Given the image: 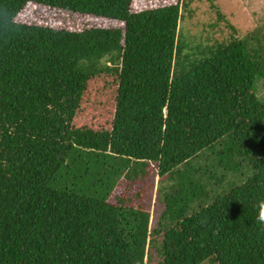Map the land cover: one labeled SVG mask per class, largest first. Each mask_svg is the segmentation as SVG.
Instances as JSON below:
<instances>
[{
	"label": "trees",
	"instance_id": "trees-1",
	"mask_svg": "<svg viewBox=\"0 0 264 264\" xmlns=\"http://www.w3.org/2000/svg\"><path fill=\"white\" fill-rule=\"evenodd\" d=\"M135 2L0 0V264H264V56Z\"/></svg>",
	"mask_w": 264,
	"mask_h": 264
},
{
	"label": "rangeland",
	"instance_id": "rangeland-1",
	"mask_svg": "<svg viewBox=\"0 0 264 264\" xmlns=\"http://www.w3.org/2000/svg\"><path fill=\"white\" fill-rule=\"evenodd\" d=\"M173 1L175 0H136L132 10L140 11L144 8L157 7ZM190 8L191 11L194 10L195 13L192 16V20L185 22L186 30L181 31L184 36L189 32L195 35V33L204 27L206 24L205 22L216 21L217 13H221L225 17V19H223L224 21L221 22V25L225 27L227 21H230L238 30H240V32H238L240 38H243L246 41H248V38H254V41L251 43L252 47L259 50L258 53L264 56V0H190ZM255 25L256 27L260 26V28H262L263 34H260V31H256L248 36L247 32L241 31L250 29L253 26L255 27ZM225 35H228V33L226 29H223L218 35H213L209 38L212 39L217 37L219 41H222ZM260 83L264 84V80H261ZM262 84H259V82L257 83L258 95L264 98V88H262ZM155 189L156 187L148 201V208L153 212L151 218L152 222L157 223L161 215V207L157 200V194H155L158 192L155 191ZM115 193L118 195L121 192L117 190ZM205 264L210 263L206 262Z\"/></svg>",
	"mask_w": 264,
	"mask_h": 264
},
{
	"label": "clouds",
	"instance_id": "clouds-1",
	"mask_svg": "<svg viewBox=\"0 0 264 264\" xmlns=\"http://www.w3.org/2000/svg\"><path fill=\"white\" fill-rule=\"evenodd\" d=\"M258 212H257V222L260 224H264V200H261L258 205Z\"/></svg>",
	"mask_w": 264,
	"mask_h": 264
}]
</instances>
